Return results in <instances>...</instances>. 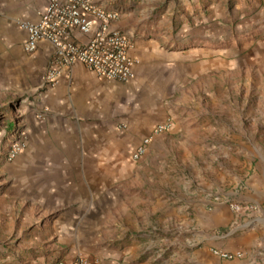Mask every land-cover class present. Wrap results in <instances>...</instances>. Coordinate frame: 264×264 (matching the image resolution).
Returning <instances> with one entry per match:
<instances>
[{
	"label": "crops",
	"instance_id": "1",
	"mask_svg": "<svg viewBox=\"0 0 264 264\" xmlns=\"http://www.w3.org/2000/svg\"><path fill=\"white\" fill-rule=\"evenodd\" d=\"M46 3L0 0V104L15 102L19 109L8 127L25 135L23 159L10 166L8 191L15 206L28 210L26 215L40 212L63 225L59 232H73L59 242L77 249L88 246L108 225L123 229L119 204L127 196L115 187L128 180L137 162L132 152L157 124L171 118L180 128L175 105L184 103L187 83L208 74L212 66L208 14L199 20L198 34L185 31L184 39L174 38L177 43L190 40L184 49L165 50L158 39L133 33L129 53L134 76L120 81L101 77L78 61L57 62L48 41L39 42L34 51L24 49L27 32L20 23L38 21ZM111 25L126 29L121 17ZM74 35L79 41L89 37L77 31ZM50 65L56 66L58 77L45 85ZM260 162L254 183L247 184L252 198H264L263 157ZM150 166L159 181L162 168ZM191 194L184 204L168 205L173 224L189 233L184 245L190 255L176 264H264V209L238 215L228 206L231 196L209 202L204 195L194 199ZM250 221L252 226L244 227ZM212 248L240 250L243 256L223 259ZM77 254L62 260L70 262Z\"/></svg>",
	"mask_w": 264,
	"mask_h": 264
},
{
	"label": "rangeland",
	"instance_id": "2",
	"mask_svg": "<svg viewBox=\"0 0 264 264\" xmlns=\"http://www.w3.org/2000/svg\"><path fill=\"white\" fill-rule=\"evenodd\" d=\"M100 4L119 10L124 28L144 39H158L165 50L184 49L190 40L177 43L174 38L184 39L185 31L198 34L199 20L208 14L206 42L212 66L208 74L187 83L184 103L175 105L180 128L171 118L162 122L167 127L153 135L128 180L117 183L115 189L127 196L119 204L123 229L108 225L88 246L77 249L61 244V238L67 241L73 232H59L63 225L51 216L37 211L26 215L28 210L12 203L10 166L23 159L25 135L8 127L19 109L15 102L0 104V264H56L73 252L108 264H176L190 255L184 245L189 233L173 224L169 204H184L192 193L194 199L204 195L211 202L231 196L234 200L228 206L230 202L255 206L245 212L229 206L238 215L264 209V198L249 197L247 191L264 158V0H100ZM151 164L164 169L159 181L148 169ZM244 224L249 228L253 222ZM216 249L221 248L211 252L217 256Z\"/></svg>",
	"mask_w": 264,
	"mask_h": 264
},
{
	"label": "built area",
	"instance_id": "3",
	"mask_svg": "<svg viewBox=\"0 0 264 264\" xmlns=\"http://www.w3.org/2000/svg\"><path fill=\"white\" fill-rule=\"evenodd\" d=\"M121 13L116 9H105L100 0H47L36 22L22 21L21 27L27 32L24 49L34 51L41 41H48L54 47L57 62L65 65L81 62L99 76L120 81L133 78L134 59L129 53L133 44V31L113 27ZM87 34L85 41L75 38L74 32ZM58 77V69L50 65L45 72L43 83L53 84ZM168 124H157L151 133L145 136L132 152V159L137 161L146 152L153 137ZM13 155V154H12ZM235 212L255 209L250 204L230 202ZM218 257L232 259L242 256L240 250H214ZM56 264H108L107 262L77 254L70 262L58 260Z\"/></svg>",
	"mask_w": 264,
	"mask_h": 264
}]
</instances>
